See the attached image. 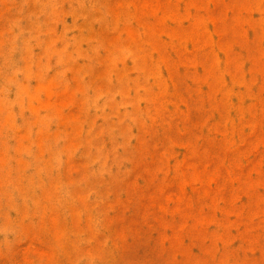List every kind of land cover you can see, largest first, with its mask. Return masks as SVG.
<instances>
[{
	"label": "rangeland",
	"instance_id": "obj_1",
	"mask_svg": "<svg viewBox=\"0 0 264 264\" xmlns=\"http://www.w3.org/2000/svg\"><path fill=\"white\" fill-rule=\"evenodd\" d=\"M0 264H264V0H0Z\"/></svg>",
	"mask_w": 264,
	"mask_h": 264
}]
</instances>
